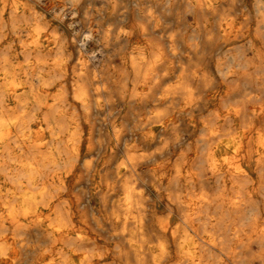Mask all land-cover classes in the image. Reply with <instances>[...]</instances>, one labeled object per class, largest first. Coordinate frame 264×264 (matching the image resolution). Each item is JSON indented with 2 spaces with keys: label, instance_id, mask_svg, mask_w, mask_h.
Wrapping results in <instances>:
<instances>
[{
  "label": "bare ground",
  "instance_id": "1",
  "mask_svg": "<svg viewBox=\"0 0 264 264\" xmlns=\"http://www.w3.org/2000/svg\"><path fill=\"white\" fill-rule=\"evenodd\" d=\"M218 1L0 0V264H264V0Z\"/></svg>",
  "mask_w": 264,
  "mask_h": 264
},
{
  "label": "rangeland",
  "instance_id": "2",
  "mask_svg": "<svg viewBox=\"0 0 264 264\" xmlns=\"http://www.w3.org/2000/svg\"><path fill=\"white\" fill-rule=\"evenodd\" d=\"M45 0H39V5H38V8L40 9L43 5H44V2ZM226 0H220V1H218L216 4H218V5H220V6H225L226 4ZM86 7V8H85ZM89 7V8H88ZM88 8V9H87ZM42 11H43V9H41ZM81 10V11H80ZM82 10H85V12L84 11H82ZM87 10H88V12H89V10L91 11L92 10V8L90 7V4H88V3H86L85 4V6L83 7V8H79L78 9V11H77V14H76V16H75V18L74 19H77V22L76 23H73V25H74V27H77V25H79L80 26V24L82 23V20H84V17L86 18V12H87ZM52 15H53V13H52ZM55 15V14H54ZM82 15H84V16H82ZM187 19L189 20V21H191V18H189V16H187ZM174 17H173V15H171L170 16V14L168 15V19H167V26H169L170 24H172L174 21ZM79 21V22H78ZM78 23V24H77ZM67 24H68V22H67ZM75 24H77L76 26H75ZM72 25V26H73ZM95 26V25H94ZM69 28H71L70 26H69ZM199 39H200V36H199ZM162 43L163 44H165V41H163L162 40ZM95 53V52H94ZM92 115V116H91ZM98 115L97 114H95V113H93V114H90L89 115V119H90V123L93 125V127H94V133H97V126H98ZM97 199L96 198H91V207H93L94 208V210L96 209V206H97ZM92 212H94V211H92Z\"/></svg>",
  "mask_w": 264,
  "mask_h": 264
}]
</instances>
